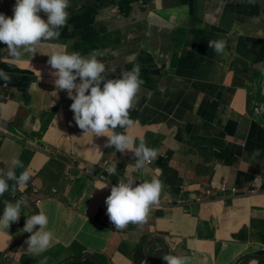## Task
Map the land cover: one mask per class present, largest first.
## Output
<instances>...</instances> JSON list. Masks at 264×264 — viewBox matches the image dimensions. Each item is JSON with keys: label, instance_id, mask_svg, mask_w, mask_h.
I'll list each match as a JSON object with an SVG mask.
<instances>
[{"label": "crops", "instance_id": "crops-1", "mask_svg": "<svg viewBox=\"0 0 264 264\" xmlns=\"http://www.w3.org/2000/svg\"><path fill=\"white\" fill-rule=\"evenodd\" d=\"M119 1L70 0L67 26L77 31L78 39L72 32L66 49L76 52L72 48L75 39L76 45L79 39L91 42V21L87 18L91 2L111 11L113 7L108 5ZM158 2L154 1L160 10ZM162 3L165 9L161 10L170 16L164 20H177V31L171 33L172 38L176 33L171 54L179 48L177 59L184 58L187 65L185 75L173 65L167 66V72L184 76L189 91L173 97L169 85L176 77L169 80L166 76L162 83L155 55L145 63V87L141 84L140 97L130 110L135 125L127 131L137 143L143 139L158 155L139 171L134 168L133 152L105 147L107 137L92 138L76 125L70 110L73 101L66 91L55 88L50 75L54 70L47 55L55 49L53 40L41 41L34 56L29 53L18 61L10 58L6 45L0 43V70L10 77L7 82L0 79V169L11 166L16 158L23 165L16 168L17 175L27 169L31 176L26 187L9 182L0 203L22 194L37 199L55 237L46 252L47 258L53 254L47 264L86 254L103 264H146L148 254L149 264H163L162 244L152 243L157 237L165 240L171 255L187 257L188 264H234L240 256L264 253V192L253 196L215 192L222 182L245 190L254 180H259L264 190V22L253 24L250 19L264 15V0ZM15 4L16 0H0V13L12 17ZM40 15L47 19L43 12ZM161 19L154 22L163 25ZM144 22L131 18L119 21L127 36L106 42L107 52L120 51L124 43L131 48L143 45V61L157 49L154 37L144 44L141 40L140 25ZM200 28L207 41L226 38L228 46L223 54H216L208 45L202 52L188 48ZM214 28L217 31L210 35ZM67 30L61 36H69ZM44 44L51 47L49 53ZM115 131L123 130L117 127ZM255 149L260 150L259 155H254ZM104 160L110 168L115 166L114 174L105 170ZM153 178L163 183L160 198L164 206L152 208L142 226L129 224L124 230L115 229L105 203L112 181L133 179L139 183ZM30 183L38 194L29 189ZM103 184L108 187L96 189ZM208 190L215 193L203 204L180 207L174 203L206 197ZM24 213L31 215L27 209ZM19 220L25 225L26 219ZM20 228L0 232V255L6 254L3 259L7 264H19L17 249L10 248ZM44 253L36 258V264ZM243 264H264V260Z\"/></svg>", "mask_w": 264, "mask_h": 264}, {"label": "clouds", "instance_id": "clouds-1", "mask_svg": "<svg viewBox=\"0 0 264 264\" xmlns=\"http://www.w3.org/2000/svg\"><path fill=\"white\" fill-rule=\"evenodd\" d=\"M248 2L255 3V0H248ZM70 7V0H16L12 17H6L0 13V43L6 45L9 57L18 61L29 53L34 56L41 41L59 39L60 30L67 26ZM159 7H162V0L159 2ZM41 12L46 14V20L41 17ZM250 19L251 23L260 24L264 22V15L253 16ZM208 47L218 55L223 54L227 47V40L224 38L209 40ZM47 56L49 57L47 63L54 70L50 75L54 78L55 88L66 91L68 98L73 101L70 110L73 112L76 125L83 133H91L92 138L107 137L105 147L114 146L118 152H133L134 168L137 171L142 170L145 164L157 158L158 153L155 149L149 148L143 139L137 143L136 138L127 131L135 125V121L130 118V110L142 84L139 64H134L130 70H124L120 78L106 79L107 73L115 72L116 68L113 66L107 68L95 51L88 56H83L79 52L69 53L66 49H53ZM0 79L7 82L10 77L0 70ZM117 127L123 131L117 133L115 131ZM95 147L99 150L97 146ZM259 151L255 149L254 155H259ZM102 163L109 174L115 173V166L110 168L108 160ZM17 167H23V165L19 159L14 158L11 160V166L0 169V196L8 191L9 182H15L20 188L26 187L31 179L27 169L17 175ZM136 182L133 179L112 181L110 195L106 197L105 203L108 218L117 230H124L129 224L139 226L146 224L152 207L164 206L165 201L160 198L163 190L161 180L153 178ZM253 182L260 184L259 180ZM106 187L108 184L98 186L96 189L102 190ZM263 192L264 190L260 187L257 194ZM32 193L38 194L36 190ZM242 196L253 195L243 194ZM202 197L201 195L174 203L183 207L200 205L212 200V198ZM36 201L37 199L21 197L6 201L5 204L0 203V232H7V229L15 226L21 227L20 234L10 248V250L17 249L16 255L19 262L25 254L32 253L37 255V258L40 254L49 251L55 239L54 233L48 229V216L39 210ZM25 209L31 212L30 216L25 215ZM19 218L26 219L25 225ZM25 243L26 246L22 247ZM0 256L6 257V254L2 252ZM52 256L53 254L49 258L52 259ZM49 258L45 257L38 264H47ZM162 259L165 264H188L187 257L178 255L165 254ZM5 263L3 259V264ZM26 264L31 263L26 261Z\"/></svg>", "mask_w": 264, "mask_h": 264}, {"label": "flooded vegetation", "instance_id": "flooded-vegetation-1", "mask_svg": "<svg viewBox=\"0 0 264 264\" xmlns=\"http://www.w3.org/2000/svg\"><path fill=\"white\" fill-rule=\"evenodd\" d=\"M154 1L155 0H150L151 3H146L139 2L138 0H120L119 2H116V4L120 6H117L115 4L108 5V7H113L111 11L100 7L99 4L91 2V12H87V18L91 21V51L86 52L80 49L81 39L78 40L77 45L75 44V41L78 39L77 31L69 28L68 26L62 28L60 32L63 33L68 28L67 33H70V35L67 36L62 34V36L60 35L59 39L53 40V42L55 43L54 48L66 49V42L67 40H69V38L72 37L71 33L73 32L74 35L77 36V39L74 40V44L72 45V48H75L76 52L78 51L83 54H90L95 51L99 54V58L106 64L107 68H111L112 66L116 68L115 72L107 73L106 79L120 78L121 74H118L116 72L130 70L134 64H139L140 79L142 81L143 70H145L146 72L148 70L145 66V63L149 61L151 56L155 55L157 56V58H159L158 71L163 75L162 83L166 82V76L169 77V80L170 77H176L174 78V84L168 85L173 89L172 96L177 97L180 93L189 91L186 82L183 79L184 76L178 74L168 75L167 72L168 65H173L176 69L182 71L183 75H185L187 72L185 59H177L178 56L175 52H177L179 48H177L175 52H173L174 54H171L173 49L172 47L175 45L176 36V33H174V36L172 38L171 33L174 29L177 31V20H175L174 18L169 21L164 20L170 16H167V14L163 13V10H161L165 9L163 3L162 7H160L159 10L157 6H155L156 3H154ZM158 11H160L162 15H159ZM159 17L163 18L161 19L163 25L154 22L158 21L160 19ZM125 18H131L133 21H136L137 19L146 21L140 25L141 40L143 44L144 42L153 39V37L157 40V49L147 54L143 61H141L142 53L145 48L143 45H140L137 48H131L129 45L124 43L120 51H116L114 53L107 52V47L105 44L106 42L112 40H121L123 37L127 36L118 26V22ZM150 19L152 21H150ZM215 31H217L215 28L210 29V35ZM202 32L203 30L202 28H200V30L192 35V43H190V45L188 46L189 49L202 52L203 47L207 48V37L202 36ZM42 47L48 53L51 50V47L48 44H44ZM68 52L71 53L70 51ZM142 85L145 87L144 82H142ZM102 86L103 85H101V87ZM142 89L143 88L140 87L135 100L140 97V92ZM136 103L137 102L134 101L132 107H135ZM130 118H132V116ZM161 251L165 255L162 247ZM163 264H165V262Z\"/></svg>", "mask_w": 264, "mask_h": 264}, {"label": "water", "instance_id": "water-1", "mask_svg": "<svg viewBox=\"0 0 264 264\" xmlns=\"http://www.w3.org/2000/svg\"><path fill=\"white\" fill-rule=\"evenodd\" d=\"M156 94L157 93H154L153 92V95H156ZM21 197H23V196L21 195ZM24 198H26V197H24ZM152 208H159V207H152ZM153 242H159V243H161L162 246H163L164 253L165 254H170V248L166 244V242H165L164 239L157 237V238H154L152 240V243ZM251 259L264 260V253L263 254H257V253H255V254H247V255L240 256L235 261L234 264H243L246 260H251ZM85 260H88V261L92 262L93 264H102L99 260H97L94 257H92L90 254H86V255L82 256L81 258H78V259L67 260V261L63 262L62 264H71V263H76V262H82V261H85ZM0 261L3 264V257L0 258ZM146 264H149V256H148V254H147Z\"/></svg>", "mask_w": 264, "mask_h": 264}, {"label": "built area", "instance_id": "built-area-1", "mask_svg": "<svg viewBox=\"0 0 264 264\" xmlns=\"http://www.w3.org/2000/svg\"><path fill=\"white\" fill-rule=\"evenodd\" d=\"M251 187L245 189V190H239L238 187L236 186H230L227 182H222L218 185V188L215 192H219L222 195H254L257 194L261 185L259 184V182H253L251 185ZM211 190L207 191V195L206 197H202V198H211L212 195L215 193ZM244 192V193H242Z\"/></svg>", "mask_w": 264, "mask_h": 264}, {"label": "rangeland", "instance_id": "rangeland-1", "mask_svg": "<svg viewBox=\"0 0 264 264\" xmlns=\"http://www.w3.org/2000/svg\"><path fill=\"white\" fill-rule=\"evenodd\" d=\"M78 23H75V26L77 25ZM80 49L82 50V51H86V52H90L91 51V43H90V41H87V42H80ZM78 52V51H77ZM80 53V52H79ZM81 55H83V56H88L89 54H83V53H80ZM33 187H35L33 184H30L29 185V188L30 189H32ZM3 200H4V198H3ZM3 202V201H2ZM36 256L37 255H35V254H32V253H28V254H25V255H23V257H22V260H21V262H19V264H26V261L27 262H30L31 264H36L35 262H36ZM45 257H47V253L45 252L43 255H42V257H41V261L45 258ZM5 263V262H4ZM0 264H2L1 262H0ZM5 264H7V263H5Z\"/></svg>", "mask_w": 264, "mask_h": 264}, {"label": "trees", "instance_id": "trees-1", "mask_svg": "<svg viewBox=\"0 0 264 264\" xmlns=\"http://www.w3.org/2000/svg\"><path fill=\"white\" fill-rule=\"evenodd\" d=\"M79 264H93L92 262H89V261H84L82 263H79Z\"/></svg>", "mask_w": 264, "mask_h": 264}]
</instances>
